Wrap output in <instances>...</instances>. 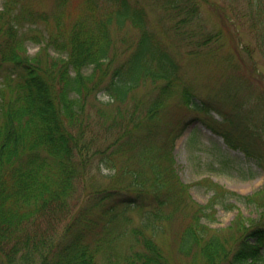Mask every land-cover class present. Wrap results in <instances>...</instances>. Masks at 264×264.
Returning a JSON list of instances; mask_svg holds the SVG:
<instances>
[{
    "label": "trees",
    "instance_id": "1",
    "mask_svg": "<svg viewBox=\"0 0 264 264\" xmlns=\"http://www.w3.org/2000/svg\"><path fill=\"white\" fill-rule=\"evenodd\" d=\"M34 1L2 0L0 8V264H99L98 255L104 256L113 241L111 226L121 222L128 208L143 215L129 232L140 248L121 263L103 262L171 264L153 235L186 199L193 206L192 219L180 234L178 252L190 256L192 264H264V184L239 195L203 178L212 194L199 204L180 181L172 155L189 121H177L158 144L159 115L175 90L187 109L221 114L209 102L196 101L182 84L169 45L194 37L203 45L220 39L218 31L200 29L207 0H78L75 13L72 0H53L52 11L34 7ZM242 4L244 11L236 16L246 18L264 56V0ZM126 24L138 30L137 41L111 68L120 55L111 28ZM28 43L38 47L33 54ZM225 59L231 62L230 56ZM146 83L153 87L145 104L135 91ZM99 93L107 102L97 99ZM96 101L113 108L104 115L98 107L92 115ZM220 133L228 148L264 169V149L245 135ZM194 141L190 136L189 142ZM209 154L211 170L238 169L227 151L211 146ZM95 162L114 170L105 186L91 184ZM122 177L131 183L123 191L138 184L157 205L145 212L138 195L116 198ZM231 198L253 206L256 216L237 211L219 232L202 222L213 218L217 205L234 208ZM114 235L118 238L123 230Z\"/></svg>",
    "mask_w": 264,
    "mask_h": 264
},
{
    "label": "rangeland",
    "instance_id": "2",
    "mask_svg": "<svg viewBox=\"0 0 264 264\" xmlns=\"http://www.w3.org/2000/svg\"><path fill=\"white\" fill-rule=\"evenodd\" d=\"M232 1L207 0L202 4L200 29L204 33L218 31L220 39L216 42L203 45L197 37H194L190 42L181 39L169 43L180 65L182 84L188 87L196 101L209 102L221 112V114L214 111L205 113L187 109L180 99V90L177 92L175 90L176 94L172 95L165 111L159 115L160 140L158 144L165 138L167 130L172 128L177 121H189L187 128L174 141L172 155L180 181L188 187L192 200L199 204L206 203L212 194V191L207 189L202 182L203 178H209L239 195H249L261 188L264 183V170L254 160L247 159L239 150L228 148L220 133L227 131L241 138L245 135L243 139L252 140L259 150L264 149V56L255 46L254 31L251 32L248 28L246 18L242 15L236 16L244 11L243 0ZM1 4L2 0H0V8ZM33 6L52 11L53 0H35ZM70 8H73L72 12L75 13L78 10V0H72ZM154 18L152 15V26L155 24ZM111 35L114 45L120 52L119 57L115 58L110 65L114 68L122 63L134 48L138 30L126 24L120 29L112 27ZM171 36L174 35L171 34ZM245 48L247 51L244 50ZM27 49L30 54H33L38 47L28 43ZM188 50H195L196 54H188ZM226 56H230L231 62L225 59ZM152 87L148 83L139 87L135 91V97L146 104L149 100L147 94ZM96 96L101 102L108 100L105 94L99 93ZM98 107H101L104 115L113 108L112 105L92 102V115ZM223 114L226 115L227 121H224ZM211 120H216V125ZM192 135L195 141L190 143L189 139ZM211 146L227 151L238 169L231 170L230 173H218L211 170L212 159L209 154ZM113 172L114 170L104 169L102 164L95 162L91 167L93 181L91 184L105 186L109 182L108 176ZM129 183V180L124 177L117 180V187L121 189H119V196L115 197L130 194L135 198L138 195L143 205L142 210L150 212L157 205V199L146 190L147 188L144 189L138 184L127 187L124 189L126 191H123L122 187L128 186ZM79 201L81 203L82 198ZM112 201H115V198ZM229 202L235 204V207L228 210L217 205L213 218H203L202 222L219 232L230 224L237 211L245 217L256 216L253 206L233 198ZM118 210L121 212L122 208L118 207ZM192 210L191 202L188 199L184 200L168 221L159 222L158 226L160 225L162 229L153 235V239L168 255L171 264H192L190 256L186 257L178 252V240L183 229L192 219ZM142 219V212L138 210L128 208L121 213V222L111 228H114V234H120L123 230V235L117 238L113 233L111 234L113 241L104 256L98 255L99 264L121 263V259L132 249L140 248L139 243L134 241L129 232L132 228L138 227ZM144 234L149 236L151 232L146 230ZM105 258L111 260H103Z\"/></svg>",
    "mask_w": 264,
    "mask_h": 264
}]
</instances>
